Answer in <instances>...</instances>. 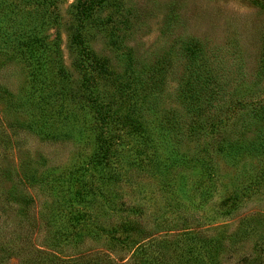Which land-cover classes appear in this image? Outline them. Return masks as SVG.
<instances>
[{
	"label": "rangeland",
	"instance_id": "1",
	"mask_svg": "<svg viewBox=\"0 0 264 264\" xmlns=\"http://www.w3.org/2000/svg\"><path fill=\"white\" fill-rule=\"evenodd\" d=\"M90 1L0 0V264H264V0Z\"/></svg>",
	"mask_w": 264,
	"mask_h": 264
},
{
	"label": "trees",
	"instance_id": "2",
	"mask_svg": "<svg viewBox=\"0 0 264 264\" xmlns=\"http://www.w3.org/2000/svg\"><path fill=\"white\" fill-rule=\"evenodd\" d=\"M106 6V5H105ZM79 9H80V15L81 16H85V17H89L90 15H94L95 13V8L94 6H92V3L90 0H87V2H85L84 4L79 5ZM118 11L117 13L120 14L121 18H124V24L126 26V23H128V18H127V9L126 8H122V6H117L116 10ZM91 17V16H90ZM113 20L110 17L104 18L102 20H100L99 23H94V26H92L94 30H101L102 28L104 29V27H106L107 29L110 27L111 29L109 30L110 32L114 31L113 26ZM79 29L83 30L86 29V22H82V20L80 21L79 25H78ZM5 33V31H4ZM1 35V33H0ZM83 33L81 31V35H80V41L81 44L84 45V47H87L86 51H87V55L82 57L81 60L79 61L81 66H85V62L86 60H91V65L92 68L94 70V73H96V75H109L110 73V68H109V64L105 61H103L102 59H99V61L97 62H93V58H94V53L93 51L89 48L88 44L86 43V41L83 39L82 37ZM10 39V36L8 37ZM36 50L39 49L40 47V39H38V37L35 39L34 41ZM36 54V53H35ZM33 59L35 61H33L35 64L38 65H42L43 63H46L47 61L45 60V58L43 59V57L38 56V54L33 55ZM58 70H59V74L60 77L63 79L65 78L63 73H67L64 68L62 67V65L58 64ZM195 76V75H194ZM193 76L192 78V74L189 75V79L192 81L195 77ZM96 79V76H95ZM206 78L204 79V84H206ZM187 82V83H186ZM185 84H187L186 86L188 88H186V86L183 87V93L188 94V99L191 102L192 105V91H193V84H191V82L186 81ZM82 89L84 92H87V88H85L84 84L82 83ZM130 219L132 220H122L119 223V227L124 231V233H126L125 236H118L116 240L122 242V240L124 242L121 243V245H124L125 247L130 246V248H133L134 246H137L136 252H140V251H144L147 248V243L146 240L148 237H150V231H148V229L146 228V226L144 225L143 221L141 220L140 216H135V217H130ZM116 248H112L110 247L108 250L114 251ZM134 253V260L131 264H134V261L137 258V253ZM108 257V261L107 264H116L114 261L110 260V254H106Z\"/></svg>",
	"mask_w": 264,
	"mask_h": 264
}]
</instances>
